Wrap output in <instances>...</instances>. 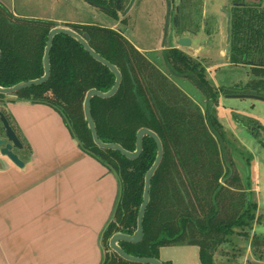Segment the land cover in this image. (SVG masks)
Masks as SVG:
<instances>
[{
	"label": "trees",
	"instance_id": "1",
	"mask_svg": "<svg viewBox=\"0 0 264 264\" xmlns=\"http://www.w3.org/2000/svg\"><path fill=\"white\" fill-rule=\"evenodd\" d=\"M89 2L107 6L105 0ZM109 16L118 19L116 12ZM231 24L232 46L237 52L245 46L249 51H264V9H235ZM57 26L47 20L16 17L0 1L1 87L44 76L48 36ZM65 26L87 35L93 50L117 66L123 76L113 98L92 100L99 139L135 152L137 133L148 128L163 143L164 158L152 180L144 218V240L140 244L122 242L121 248L135 257L160 259L162 248L192 246L199 249L201 264H217L215 255L221 246L229 244L235 235L248 236L258 221V205L253 200L251 175L243 178L234 169L226 145L229 134L215 106L219 94L209 87L204 70L180 50L172 49L162 56L167 76L118 31L98 25ZM50 61L51 75L45 84L14 96L59 113L83 152L118 176L120 197L101 236L103 264H134L112 252L109 241L114 234L133 235L137 230L145 177L157 157L156 143L146 137L143 154L137 161L98 148L83 105L90 90L110 91L116 82L115 74L67 35L55 37ZM256 73L264 78V69ZM184 79L204 91L205 111L174 81ZM254 86L264 93V80ZM4 98L0 95V99Z\"/></svg>",
	"mask_w": 264,
	"mask_h": 264
},
{
	"label": "crops",
	"instance_id": "2",
	"mask_svg": "<svg viewBox=\"0 0 264 264\" xmlns=\"http://www.w3.org/2000/svg\"><path fill=\"white\" fill-rule=\"evenodd\" d=\"M56 24L98 25L123 34L116 26L87 21ZM172 48L178 47L158 51ZM4 104L30 152L24 168L0 171V264H103L101 236L119 198L117 178L83 152L51 107L15 96H6ZM170 249H196L201 264L200 251L192 246L162 248L163 263L177 264Z\"/></svg>",
	"mask_w": 264,
	"mask_h": 264
},
{
	"label": "rangeland",
	"instance_id": "3",
	"mask_svg": "<svg viewBox=\"0 0 264 264\" xmlns=\"http://www.w3.org/2000/svg\"><path fill=\"white\" fill-rule=\"evenodd\" d=\"M5 1L8 5L14 6L18 15L22 18L47 20L55 23L69 19L106 24L108 27L116 26L127 39L145 51L144 55L152 63L160 66L164 73L167 76L169 75V72L166 69L164 70L162 65V51H158L163 46L168 48L176 44L173 41L174 31L172 25L170 24L167 31L165 29L167 23V5L165 0H135L134 5L127 14L125 16L122 15L123 13L119 14L118 19L112 18L108 13L85 0ZM203 1V21L205 20V22L209 23L208 29L211 32H204L203 24L200 41L214 44L211 49H205L203 53L206 57L212 58L218 56L219 51L225 48L226 27L228 25L226 11L232 8L231 0ZM256 1V3L262 4L264 9V0ZM166 34L167 39L165 41ZM217 61H219V58ZM217 61L211 62L210 59L207 66L219 65L220 62ZM224 63L225 60L223 61ZM249 71V68H233L218 72L220 76H216L213 71L211 77L215 78V82L218 85L232 88V86L238 84V87L243 89L242 91L249 92L247 84L253 80ZM174 81L185 94L197 102L202 110L205 111V98L192 83L184 80ZM242 91L236 92L237 95ZM215 106L217 107L219 121L232 138V141L228 139L229 136L226 138V145L229 146L234 169L243 178L251 175L253 200L258 205V221L254 224L252 230L249 231L248 236L235 235L229 244L221 246L215 255L216 263L264 264V102L219 97L218 105L215 104ZM237 122L240 124H236ZM242 125L249 130L251 127L260 126L259 135L254 136L250 132L251 130H247ZM113 174L119 183L118 176L115 173ZM170 250L169 252H172L177 264H200L196 249H186L189 251L180 252L173 249ZM191 250H195L196 253Z\"/></svg>",
	"mask_w": 264,
	"mask_h": 264
},
{
	"label": "flooded vegetation",
	"instance_id": "4",
	"mask_svg": "<svg viewBox=\"0 0 264 264\" xmlns=\"http://www.w3.org/2000/svg\"><path fill=\"white\" fill-rule=\"evenodd\" d=\"M107 6H99L101 8H105L106 10H102L106 13L116 12L117 15L125 12L127 7L129 6L131 0H105ZM167 5V23H166V31L168 30L170 24L172 25L174 34L181 33V36L190 38L191 40V47L190 48H181L174 40L175 45L183 54L191 58L194 62L199 64L200 70H204V77L207 81L210 82L209 87L217 92L219 97L229 98V96L237 95L236 92H240L243 89L239 88L238 84L232 86V88H226L224 85H218L215 82V78L211 77L212 72H215V75L218 76L221 71L229 70L233 68H249V74L253 77V80L247 84L249 88V92L242 91V95H257L262 96L264 94L258 88H255L254 83L258 81L264 80L261 76H257L256 71L258 69H264V51L257 50V51H249L248 46L240 47L239 51L237 52L236 49L232 46V17L234 15L235 9H244L249 7H259V9H263L262 4L256 3V0H231V10L226 11L228 16V25L226 27V38H225V48L222 51H219V55L216 57L208 58L203 53L205 49H211L214 44L204 43L201 42L200 36L202 33V25L204 24V32L210 33L211 31L208 29V22L203 21V12H204V1L203 0H165ZM118 7L120 9H118ZM213 33V30H212ZM212 35V34H211ZM167 39V34L165 35V41ZM244 44V43H243ZM219 46L218 44H216ZM246 45V44H245ZM163 48H165L163 46ZM172 49H165L161 52V58L163 56V52ZM219 58V61L217 59ZM211 62H220L223 65H214V66H207L208 61ZM216 59V60H215ZM220 76V75H219ZM184 81L190 82L187 79ZM195 86V85H194ZM196 87V86H195ZM196 89L201 93L203 96L204 91L198 87ZM232 89V90H231ZM239 93L238 95H241ZM261 93V94H260ZM264 97V96H262ZM254 101V100H253ZM0 171L6 170L9 166H12L14 169H22L15 166L7 157V155H3V150L5 149L6 145L8 144L9 138V130H12V135L16 140V149L12 152L17 155V157L24 162V156L26 153L30 152L27 148L22 134L16 125L14 118L11 116L9 111L7 110L6 105L4 104L5 98L0 99ZM206 102V100H205ZM259 102V101H258ZM200 106V105H199ZM201 107V106H200ZM217 108V107H216ZM5 118L7 120L4 121ZM8 124V126H6ZM240 124V123H236ZM241 126V125H239ZM244 126V125H242ZM245 127V126H244ZM249 130L247 127H245ZM261 129L260 126L251 127V133L256 136L259 135V130ZM25 164V162H24Z\"/></svg>",
	"mask_w": 264,
	"mask_h": 264
},
{
	"label": "water",
	"instance_id": "5",
	"mask_svg": "<svg viewBox=\"0 0 264 264\" xmlns=\"http://www.w3.org/2000/svg\"><path fill=\"white\" fill-rule=\"evenodd\" d=\"M86 2L90 3L89 0H85ZM135 0H131L129 6L123 12V16L127 14V12L132 8L134 5ZM92 4V3H90ZM95 7L106 10L105 8H101L98 5L92 4ZM118 9H120L118 7ZM107 11V10H106ZM229 16V15H228ZM58 35H67L74 40H76L78 43H80L84 49L90 54V56L95 59L97 62L101 63L102 65L106 66L107 68L110 69L112 73L115 74L116 76V82L114 87L104 93L97 91L95 89L90 90L85 98L83 109H84V116L85 120L88 123V127L91 131L93 141L95 145L105 151H116L121 153L124 157H126L130 161H137L141 155L143 154L144 150V145L143 141L146 137L151 138L154 140L157 146V157L152 165V167L149 169V171L146 174L145 177V186H144V195H143V203L141 205L139 214H138V219H137V230L133 235H127L123 233H117L114 234L110 241H109V247L112 252L117 254L120 258L123 260L134 263V264H164L160 259L156 258H140V257H135L132 255H129L126 253L120 246V243L122 242H127L131 244H140L144 240V218L146 215L147 208L150 204V192H151V186H152V180L156 175V172L158 171L159 167L162 164L163 158H164V147L163 143L160 139V137L152 130L148 128H142L139 130L137 133V138H136V150L135 152H130L124 149L120 144H115V143H104L99 139L96 124L92 115V100L96 97H99L101 99H111L113 98L119 91L123 76L121 71L117 68V66L113 65L111 62L108 60L104 59L100 54H98L89 44V38L87 35H81L74 31L73 29L66 27V26H57L53 28L48 36V42H47V47L45 50V55H44V76L40 79L37 80H32L28 82H22L19 83L13 87H8L4 88L0 86V95L3 96H14L18 92H21L25 89H28L32 86H40L45 84L51 75V61H50V55H51V50L53 46V41L56 36ZM174 41L181 47V48H190L192 43L190 38H186L181 36V33H175L174 34ZM1 50H0V59H1ZM229 98L232 99H249V100H254V101H259V102H264V97L262 96H257V95H234V96H229ZM145 110V108L143 107ZM146 111V110H145ZM147 114V112H146ZM1 115V113H0ZM148 115V114H147ZM4 121L7 122L5 118H3ZM8 126V124L6 125ZM9 127V126H8ZM9 130V140L8 144L6 145L5 149L3 150V155H7L9 160L17 167L19 168H24L25 164L22 160H20L17 155H15L12 151L16 149V140L14 136L12 135V130Z\"/></svg>",
	"mask_w": 264,
	"mask_h": 264
}]
</instances>
